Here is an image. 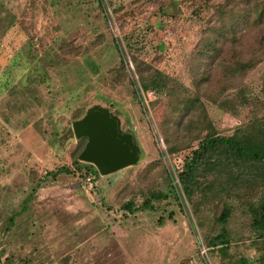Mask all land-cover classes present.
<instances>
[{
  "label": "rangeland",
  "instance_id": "1",
  "mask_svg": "<svg viewBox=\"0 0 264 264\" xmlns=\"http://www.w3.org/2000/svg\"><path fill=\"white\" fill-rule=\"evenodd\" d=\"M202 1L103 0V9L98 0H0V264H264V239L237 198L228 199L224 251L206 243L220 229L214 193L181 196L183 209L171 194L153 200V210L123 208L173 186L197 145L195 128L164 125L172 98L197 97L222 135L264 115V57L242 76L251 92L240 102V75L228 82L222 72L231 56L200 53L208 28L225 15L216 6L227 0ZM244 27L249 41L264 36V26ZM223 52L240 54V42ZM150 68L166 86L147 105L136 86ZM227 99L232 105L220 107ZM93 105L108 107L132 133L135 165L108 175L77 168L71 123ZM172 144L179 148L170 151ZM61 166L73 173L47 174Z\"/></svg>",
  "mask_w": 264,
  "mask_h": 264
},
{
  "label": "trees",
  "instance_id": "2",
  "mask_svg": "<svg viewBox=\"0 0 264 264\" xmlns=\"http://www.w3.org/2000/svg\"><path fill=\"white\" fill-rule=\"evenodd\" d=\"M98 2L104 9L103 0H98ZM202 2L207 3L209 0ZM216 9L217 12L225 13V15L218 18L216 25L208 28L211 34L205 35L204 46L200 53L207 57L221 59L231 56L223 62L222 72L228 82L233 77L240 75L238 91L240 92V102L245 103L248 99L247 93L251 92V89L250 86L241 85V78L264 57V53L260 51L264 36L259 40L249 41L244 34L247 27L244 26H264V2L260 0H227L225 4H218ZM237 42H240V54L233 53L231 55L223 52L228 44L236 45ZM116 46L121 58V67H124L125 51L117 40ZM131 58L133 62H136V69L141 70L136 58L133 55ZM144 74L140 73L141 84L136 86L139 98H141V90L148 95L154 89L160 91L166 86V83H163L162 75L157 70L150 68L146 71V75ZM213 101L215 102L217 99ZM218 104L222 108L224 105L225 108H228L232 105V101L227 99L219 101ZM171 106V112L163 122L164 125L168 124L169 120H173L180 128L193 127L195 133L192 139L197 140L196 147L190 150L177 173L183 195L177 193L174 185L169 183L158 191L149 192L140 206L135 207L134 202L129 200L123 204V208L129 211L139 208L153 210L155 209L152 204L153 200L167 199L171 194L183 209L180 201L182 197L191 199L196 193L202 196L214 193L222 205L215 215V222L220 225V229L218 233L208 236L206 243L213 250L224 251L229 244L226 223L234 210L233 204L228 199L234 197L244 203V212L249 216V224L256 237L264 239V115L253 116L247 122L236 127L230 135H222L211 123L197 97H174ZM179 107H183V110L179 117H175L178 116L176 113ZM190 109L196 110V113L193 117L185 119L184 116ZM85 143L86 137L78 140V145L73 152V161L78 169L98 175L94 165L78 159ZM178 148L179 146L175 144L169 147L170 151ZM72 171L66 166H61L48 171L47 174L52 178H57L62 174L73 173ZM158 222L162 224L164 218L159 217Z\"/></svg>",
  "mask_w": 264,
  "mask_h": 264
},
{
  "label": "water",
  "instance_id": "3",
  "mask_svg": "<svg viewBox=\"0 0 264 264\" xmlns=\"http://www.w3.org/2000/svg\"><path fill=\"white\" fill-rule=\"evenodd\" d=\"M71 125L76 139L86 137L78 159L94 165L100 175L114 173L138 162V144L132 133L121 130L119 116L108 107H88Z\"/></svg>",
  "mask_w": 264,
  "mask_h": 264
},
{
  "label": "built area",
  "instance_id": "4",
  "mask_svg": "<svg viewBox=\"0 0 264 264\" xmlns=\"http://www.w3.org/2000/svg\"><path fill=\"white\" fill-rule=\"evenodd\" d=\"M140 92H141L140 93L141 94V99L144 100V102L147 105H148V102L149 101H151L152 99L156 98L155 97L156 95H154V93H152V92L149 93L148 95H146L142 90ZM93 184H94V182L92 180V177L88 176L86 178V181H85L84 186L89 188V187H92ZM173 184H174V186H176L177 188H179V190L182 191L181 186H180V182H179V179H178L177 175L175 176V178H173ZM182 195H183V193H182Z\"/></svg>",
  "mask_w": 264,
  "mask_h": 264
}]
</instances>
